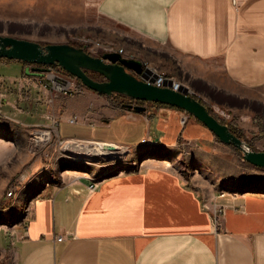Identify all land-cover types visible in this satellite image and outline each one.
<instances>
[{
    "label": "crops",
    "instance_id": "0c3cea01",
    "mask_svg": "<svg viewBox=\"0 0 264 264\" xmlns=\"http://www.w3.org/2000/svg\"><path fill=\"white\" fill-rule=\"evenodd\" d=\"M0 35L111 42L194 90L264 146V0H0ZM33 69L0 75L1 261L264 264V169L219 167L230 146L194 116L183 125L178 108L129 113L88 88L51 103L37 85L43 69ZM35 128L59 143L151 151L90 191L92 181L57 174L45 156L51 148L40 154L27 145ZM180 169L205 181L191 186Z\"/></svg>",
    "mask_w": 264,
    "mask_h": 264
},
{
    "label": "water",
    "instance_id": "95a60500",
    "mask_svg": "<svg viewBox=\"0 0 264 264\" xmlns=\"http://www.w3.org/2000/svg\"><path fill=\"white\" fill-rule=\"evenodd\" d=\"M5 59L29 65L59 66L79 79L86 88L101 95L110 97L121 94L134 100L161 103L184 110L202 122L222 143L241 150L245 162L264 169V151L254 150L248 142L235 135L227 124L221 123L210 113L204 103L190 95L187 87L182 86L180 91H175L172 82H168L166 87H157L154 79L149 80L151 70L144 69L141 61L127 59L119 52L96 57L84 48L69 43L43 45L24 38L0 35V60ZM39 70L33 69L35 72ZM88 72L97 73L105 80H96ZM124 107L137 113L147 110L144 106L133 104ZM101 145L104 150H118L114 144Z\"/></svg>",
    "mask_w": 264,
    "mask_h": 264
},
{
    "label": "rangeland",
    "instance_id": "374dc122",
    "mask_svg": "<svg viewBox=\"0 0 264 264\" xmlns=\"http://www.w3.org/2000/svg\"><path fill=\"white\" fill-rule=\"evenodd\" d=\"M90 39H92V38H90ZM96 40L104 42V43H108L110 45H113L116 49H119L115 44H113L111 42L102 41L100 39H96ZM65 43H69V44H72L74 46L84 48L86 51H88L86 45H82L81 41L75 36L72 37L71 39H69L68 42H65ZM47 44H49V43H47ZM112 53H115V52H112ZM105 54H107V52H103V50H99L97 54L91 53V55L96 56V57H102ZM124 57L127 59H136V60L140 61V59H137L135 57L126 56L125 50H124ZM143 65H144V69L149 68L151 70V73L149 74V80L154 79V81H155V79L157 77L156 75L158 73L157 69L156 68L153 69L151 67L145 66L146 65L145 63H143ZM24 66H30L32 68H42L43 71H47L49 68H52L54 70H59V67H57V66L29 65V64H24L23 62L5 59L4 61L0 60V75H2L4 77H10L13 75H20ZM62 71H65V70L63 69ZM65 72L67 73V75H70L71 77H73L77 81V84L79 85L78 88L84 92L86 87L79 82V79L72 76L67 71H65ZM104 80L105 79L102 76L101 81H104ZM37 85L40 88H42V90L44 89L42 86H40L39 79H37ZM81 94L82 93L72 94V95L78 96ZM50 95H52L51 92H50ZM58 95H61V94H58ZM117 95L118 94H115V95H112L110 97L113 99L115 105L121 107L122 109H125L129 113H132L135 111H130L127 108H125L124 105H126V104L139 105V106H144L146 108L155 104L152 102L134 100L128 96L121 95V94H119L121 96H119V95L117 96ZM50 97L48 98V101H49ZM53 101H54V99H53ZM213 109L216 112V115L218 117H220V119L224 120L227 123H233L240 130H242L246 136V139H247L246 142H248L249 144L252 143V145L255 147L256 150L264 151L263 150L264 146L261 145L262 143L259 140H254V139L249 138L247 132L233 118H231V116H227L225 113L222 112V110H219L218 108H216V109L213 108ZM185 113H188V112L184 111V115H185ZM189 115L192 116L191 114H189ZM189 120H190V117L188 118L187 122ZM187 122L183 123V117H182V124L185 125ZM39 129H43V131L47 130L44 128L33 129V131L31 132V135L29 136L30 138L27 141V145L34 147V148H38L39 149L38 153H40V154H43L41 151L42 146L44 148H47V147L51 148L52 153H50L48 155L45 154V156L49 158L48 163H50V164L54 163L55 169L57 170V174L60 175V174L66 173V180L67 181H69L70 179L92 181L90 183V185L88 186V190H90V191L95 190L97 188L98 181L101 180L102 178L110 176V175L119 174V173H122L124 171L129 170V169L136 168L138 166L140 160L143 159L144 156H146L144 151L148 152V148H143V149H139V150L136 148L138 150L137 151L136 149H133V148H127L126 149V148H122L120 146H117L118 150L115 152L104 150L105 152L95 153L94 151L77 150V149H74V147L91 145V143H95V142H87V141H80V140H66V141H61L59 143V141L56 140V137L54 136L55 134L54 135L53 134H50V135L47 134V136L46 135L43 136L41 139H43V140L46 139V141H47V142H43V140L39 141L38 139H35V136H34V134H36L35 131H37ZM68 145H71V146L68 147ZM259 147L261 149H259ZM188 148L189 147H186V153L187 154L189 153ZM229 148L231 151V158L226 160V157H225L224 161H222V160L220 161L217 158L215 160L217 165L219 164V167H221V168H222V165H224V167L226 168V165L229 164L230 170L228 173L232 172L234 174H237V173L245 172L247 174H250V172L253 170V167L251 165H249L248 163H246L244 161V159L242 158L243 155L241 156L240 153H238L233 147L230 146ZM150 151L151 150H149L148 153H150ZM186 155H184L183 157H187ZM183 161H184V159H183ZM134 164L136 165L135 167H133ZM218 172L220 173V171H218ZM218 172H216V174H215L216 176H219ZM179 173L185 180L190 181V184L192 183L191 186H193V184L196 185V184L201 183L202 181H205L199 175H197V176L194 175L193 177H190V172L185 171L183 169H180ZM202 176L203 177L207 176V177H210L214 180V178H213L214 174H210V176H208V173L204 171L202 173ZM190 178H192V179H190ZM95 182H97L95 189H90L91 184L95 183ZM219 210H220L219 208H217V207L215 208L216 212H215L214 217H216V214H218ZM0 264H13V258L10 256V257L5 258L2 261L0 260Z\"/></svg>",
    "mask_w": 264,
    "mask_h": 264
},
{
    "label": "built area",
    "instance_id": "2783aa9c",
    "mask_svg": "<svg viewBox=\"0 0 264 264\" xmlns=\"http://www.w3.org/2000/svg\"><path fill=\"white\" fill-rule=\"evenodd\" d=\"M81 41L82 45H86L88 51L90 54H97L99 50H103V52L112 53V52H119L124 56V49H116L113 45H110L108 43H104L101 41H98L96 39H90V38H84L79 39ZM63 69L54 70L52 68H49L47 71H43L41 76L38 77L40 86H42L45 90L52 93L49 101L53 102V99L58 94H78L82 93L83 91L78 88L77 81L71 77L70 75H67L65 71H62ZM168 82H172V89L175 91H180L182 88V83L178 82L174 79L168 78L163 74L157 73V77L154 81V84L157 87H166L168 85ZM188 93L192 96H197V93L188 88ZM54 94V95H53ZM190 115L188 113H185L183 116V123L187 122ZM75 121V120H73ZM36 134H34L35 139H38L39 141H42L41 139L43 136H47V134H51L50 130H44L39 129L35 131ZM43 142H47L46 139L43 140ZM136 165L134 164L133 167ZM96 183H92L90 186V189H95ZM13 192L10 191L8 193V196H12ZM222 212V209L219 210L218 214ZM215 221L217 223V214ZM60 241L63 240V236H60L58 238Z\"/></svg>",
    "mask_w": 264,
    "mask_h": 264
},
{
    "label": "trees",
    "instance_id": "16d2710c",
    "mask_svg": "<svg viewBox=\"0 0 264 264\" xmlns=\"http://www.w3.org/2000/svg\"><path fill=\"white\" fill-rule=\"evenodd\" d=\"M41 44H43V45H47V43H41ZM24 63V62H23ZM24 64H27V63H24ZM59 69H62L61 67H59ZM89 73V75L90 76H92L93 78H95L96 80H100L101 81V78H102V76L101 75H99V74H97V73H93V72H88ZM79 82L82 84V82L79 80ZM83 85V84H82ZM119 95V94H118ZM117 95V96H118ZM119 96H121V95H119ZM199 101H201L202 103H204L207 107H208V109L210 110V113L212 114V115H214L216 118H218L219 119V121L221 122V123H223V124H227L229 127H230V129L232 130V132L235 134V135H237L239 138H241L242 140H244V141H247V139H246V136H245V134H244V132L242 131V130H240L235 124H233V123H227V122H225L224 120H222V119H220V117H218L217 115H216V112L214 111V109L211 107V106H209L208 104H206L202 99H200L199 97H197V96H195ZM143 103V102H142ZM155 104H157V105H162V106H169V105H165V104H161V103H155ZM170 107H173V106H170ZM174 108H176V107H174ZM179 109V108H178ZM250 145L252 146V148L254 149V150H256L255 149V147L252 145V143H250ZM231 147H233L238 153H240V155L242 156L243 155V153H242V151L241 150H239V149H237L236 147H234V146H231ZM242 158H243V156H242Z\"/></svg>",
    "mask_w": 264,
    "mask_h": 264
},
{
    "label": "bare ground",
    "instance_id": "6f19581e",
    "mask_svg": "<svg viewBox=\"0 0 264 264\" xmlns=\"http://www.w3.org/2000/svg\"><path fill=\"white\" fill-rule=\"evenodd\" d=\"M70 146L71 145H68V147H70ZM74 149L84 150V151H94L95 153L105 152V151H103L104 149L101 145L95 144V143H91V145H85V146H79V147L76 146V147H74ZM106 151H108V150H106Z\"/></svg>",
    "mask_w": 264,
    "mask_h": 264
},
{
    "label": "flooded vegetation",
    "instance_id": "af4514ba",
    "mask_svg": "<svg viewBox=\"0 0 264 264\" xmlns=\"http://www.w3.org/2000/svg\"><path fill=\"white\" fill-rule=\"evenodd\" d=\"M57 67H59V66H57Z\"/></svg>",
    "mask_w": 264,
    "mask_h": 264
}]
</instances>
